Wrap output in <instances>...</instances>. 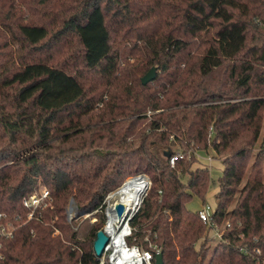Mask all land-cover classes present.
<instances>
[{
	"label": "trees",
	"instance_id": "16d2710c",
	"mask_svg": "<svg viewBox=\"0 0 264 264\" xmlns=\"http://www.w3.org/2000/svg\"><path fill=\"white\" fill-rule=\"evenodd\" d=\"M263 125L264 0H0V212L13 226L0 264H98L104 218L79 240L65 207L99 211L140 173L151 186L128 244L158 247L161 264H264ZM199 151L221 158L216 179L193 168ZM213 185L225 228L210 248L186 204ZM43 190L28 218L22 199Z\"/></svg>",
	"mask_w": 264,
	"mask_h": 264
},
{
	"label": "built area",
	"instance_id": "2783aa9c",
	"mask_svg": "<svg viewBox=\"0 0 264 264\" xmlns=\"http://www.w3.org/2000/svg\"><path fill=\"white\" fill-rule=\"evenodd\" d=\"M180 157L181 155L178 154L170 155L168 158L169 164L173 166L175 161ZM207 164H209V162ZM129 179L132 178L124 180L122 185ZM48 196V191L43 190L39 194L33 193L22 199L23 206L28 209V218H32L34 213L38 209H43L44 207H46V200L48 199ZM140 204L141 202L137 200L133 207L126 208V215L121 221L117 220L116 214L114 212V215L112 216L113 221L110 225L109 230H105L104 226L107 224V220L109 219L106 212V220L101 229L108 237V242L104 247L101 256L97 258L98 264H104L105 262L109 264H152V260L158 253H160V249L156 246H154L152 251H150L136 244H128L126 241L127 238L132 234L130 219L137 211V208ZM213 212L214 207H211L206 203L197 210L198 217L201 219V221L214 232V235L218 239H220L225 227H223L222 231H220L219 227L214 222H212L211 217ZM226 226H229V224L226 223ZM12 231L13 226L8 221L6 215L0 212V237H9L12 235ZM244 251L247 252V250ZM252 253L253 255L255 254L256 256L261 258L264 262V257L262 258L261 250L259 248H254L252 250Z\"/></svg>",
	"mask_w": 264,
	"mask_h": 264
},
{
	"label": "rangeland",
	"instance_id": "374dc122",
	"mask_svg": "<svg viewBox=\"0 0 264 264\" xmlns=\"http://www.w3.org/2000/svg\"><path fill=\"white\" fill-rule=\"evenodd\" d=\"M262 135H264V125H263L262 132H261V136ZM210 157L212 159H210ZM196 160H197V162L192 165L193 168L195 166H197V165H199V166H207L209 171H210V176H211L212 171H214V170L221 171V169H222L221 158H217L215 156V154L212 153V151L208 152L207 154H205V153H203L201 151L197 152L196 153ZM206 162H209V164H207ZM205 164H207V165H205ZM138 175L139 176L142 175V176L146 177V178L141 177L140 179H145V180L148 181V186L146 188L147 191H148V189L151 186V181H150V177H148L147 175L142 174V173H140V174H132V175L127 176L126 179H128V178H132L133 179L135 177L137 178ZM211 177L214 179L213 176H211ZM140 179L138 178V180H140ZM134 181H137V179H135ZM122 183H121V185H122ZM129 183H132V182H129ZM119 187H116L114 190L108 192V194L104 197V200H103V203H104L103 209H100L99 211L95 210V211L87 212V211H84V210H80V209L77 208V206L74 203V201L72 200V198L69 199V201H68V203H67V205L65 207L66 220L71 225L72 229L76 231L77 238L79 240H86L89 237V234H90L92 226L95 225L96 223L100 222L102 217L104 218V222H103L102 226L104 225L105 220H106V215L105 214L107 212V216L109 215L110 205L113 203V201H111L109 199V197L113 196L117 192H119V190L116 191V189L119 188ZM216 190H217V185L210 186V188H209V190H208V192L206 194L207 196L205 197V201H201L199 198L193 197L186 204L187 208H189L192 211H196L197 209L202 207L205 203L209 204L211 207H213L214 204H215L213 193ZM145 195H146V190L139 196V198L137 200L138 201L140 200L139 202H141ZM139 207H140V205H139ZM106 225H104V226L106 227ZM219 229H220V231H222L223 227H221V228L219 227ZM204 233H205L204 235L207 238V240H206L207 245H209L210 248H211V246L216 244V241L219 240V239L214 235V232L207 226H206V230L204 231ZM203 241L204 240L202 238L201 240H198L196 242V244H195L196 250L199 249V246L202 244Z\"/></svg>",
	"mask_w": 264,
	"mask_h": 264
},
{
	"label": "water",
	"instance_id": "95a60500",
	"mask_svg": "<svg viewBox=\"0 0 264 264\" xmlns=\"http://www.w3.org/2000/svg\"><path fill=\"white\" fill-rule=\"evenodd\" d=\"M156 76V68L151 67L141 78V83L144 85L152 80H154ZM164 156L166 158H169L170 152L165 151ZM114 212L116 214L117 220L121 221L125 215H126V206L122 202H114ZM108 242V237L104 233L102 229H99L96 231L95 238L92 242V249L97 258H99L103 252L104 247L106 246ZM155 264H161L162 263V254L158 253L155 256Z\"/></svg>",
	"mask_w": 264,
	"mask_h": 264
},
{
	"label": "bare ground",
	"instance_id": "6f19581e",
	"mask_svg": "<svg viewBox=\"0 0 264 264\" xmlns=\"http://www.w3.org/2000/svg\"><path fill=\"white\" fill-rule=\"evenodd\" d=\"M139 177H145V176H142V175L137 176V178ZM134 179H136V177L133 179H129L126 182L128 183L129 181L134 180ZM126 182L120 188L117 189L119 190V192L109 197V199L113 201V203L110 205L109 216H107L109 217V219L105 227V230H109L110 225L113 221L112 216L114 215V210H113L114 202L116 201L122 202L125 204L126 208H131L134 206L139 196L146 190L147 185H148V181L145 179H140V180L137 179V181H134V182L132 181V183H128V184Z\"/></svg>",
	"mask_w": 264,
	"mask_h": 264
},
{
	"label": "crops",
	"instance_id": "0c3cea01",
	"mask_svg": "<svg viewBox=\"0 0 264 264\" xmlns=\"http://www.w3.org/2000/svg\"><path fill=\"white\" fill-rule=\"evenodd\" d=\"M206 163H208V162H206ZM205 165H207V164H205ZM209 167H210V166H209ZM220 174H221V171L214 170V171H212L211 176H213L214 179H216ZM216 191H217V190H216ZM216 191H215V192H216ZM215 192H214V193H215ZM214 193H213V195H214ZM208 194H209V193H208ZM206 196H207V195H206ZM214 206H215V204H214ZM214 206H213V207H214ZM200 208H201V207H200ZM200 208H199V209H200ZM197 210H198V209H197Z\"/></svg>",
	"mask_w": 264,
	"mask_h": 264
}]
</instances>
